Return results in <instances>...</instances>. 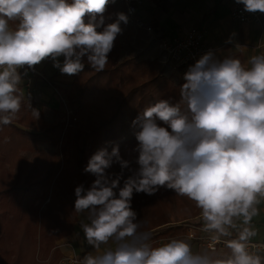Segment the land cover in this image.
Segmentation results:
<instances>
[{"label":"clouds","instance_id":"1","mask_svg":"<svg viewBox=\"0 0 264 264\" xmlns=\"http://www.w3.org/2000/svg\"><path fill=\"white\" fill-rule=\"evenodd\" d=\"M115 0H0V127L21 111L25 77L45 60L62 74L86 64L101 72L128 16L104 13ZM244 11L264 13V0H236ZM233 33L226 43H232ZM239 46V45H236ZM178 99H159L132 121L137 141L133 161L118 144L98 149L84 172L90 188H75L74 211L94 250L79 264H264L253 226L264 202V53L246 61L214 50L188 66ZM37 119L39 112L31 107ZM114 164L120 173L108 170ZM132 174L120 182L124 170ZM174 190L200 210L202 231L230 250L227 259L194 252L190 240L174 237L153 246L132 208L134 193ZM118 190V192H117ZM112 244L103 251L102 246ZM214 250V249H213Z\"/></svg>","mask_w":264,"mask_h":264},{"label":"trees","instance_id":"2","mask_svg":"<svg viewBox=\"0 0 264 264\" xmlns=\"http://www.w3.org/2000/svg\"><path fill=\"white\" fill-rule=\"evenodd\" d=\"M116 10L115 2L107 6L105 24L115 21ZM165 72L159 59L123 57L117 36L103 71L86 64L83 72L71 75L70 87H58L78 118L74 127L65 128L59 111L53 121L46 120L37 103L24 93L17 118L0 127V264L60 262L64 256L59 242L73 234L78 222L70 196L77 186L88 189L95 180L84 172L89 158L102 147L110 151L112 144H118L121 156L138 167L133 152L137 129L132 121L159 99L179 98L180 86ZM29 102L38 110V119ZM153 197L165 212L141 224V230L151 232L153 239L184 235L183 226L155 232L170 223V217H191L186 220L202 224L195 219L200 210L174 190L162 187ZM194 252L207 253L214 260L230 256L227 247Z\"/></svg>","mask_w":264,"mask_h":264},{"label":"crops","instance_id":"3","mask_svg":"<svg viewBox=\"0 0 264 264\" xmlns=\"http://www.w3.org/2000/svg\"><path fill=\"white\" fill-rule=\"evenodd\" d=\"M235 4L236 0H144V6L139 9V14L163 37H174L196 28L205 32V42L215 49L218 56L231 55L246 61L252 55L264 53V16L260 25L242 24L232 17ZM233 33H235L232 37L233 42L226 43ZM34 70L40 72L42 76L34 75L29 70L24 78L23 91L26 97L37 103L46 120L51 122L61 107V93L58 87H70L74 78L62 74L53 67L50 60L36 65ZM29 77L34 79L30 89L26 86ZM256 217L260 220L255 227L264 228V202L259 205V214ZM73 235L74 233L63 240L65 242L62 244L72 239ZM61 251L65 256L62 246Z\"/></svg>","mask_w":264,"mask_h":264},{"label":"built area","instance_id":"4","mask_svg":"<svg viewBox=\"0 0 264 264\" xmlns=\"http://www.w3.org/2000/svg\"><path fill=\"white\" fill-rule=\"evenodd\" d=\"M122 6L125 9V13L128 16V24L134 27L137 30H143L148 35V43L151 46H154L159 51L161 56L160 62L166 66H174L178 69L181 78L183 77L184 72L187 70L188 66L194 64L199 57L206 53L208 50H214L209 44L204 40L205 32L202 30L192 28L186 33L177 35L174 37H163L160 33H157L154 27L146 23L139 14V9L144 6V0H119ZM264 13L255 12L250 13L244 11V6L236 2L232 9V17L242 23V24H262ZM34 75L42 76L40 72L34 69H30ZM34 79L29 77L27 79V88H30ZM183 81V79H182ZM184 82V81H183ZM67 106V104H66ZM68 121L71 117L72 112L67 111ZM75 120V119H74ZM200 219V215L197 217ZM179 223H176L178 225ZM186 229V233L182 238H187L189 232L192 233V239L190 242H196L198 245L205 251H220L223 250L226 246L222 243H215L211 239L212 233L202 231V224L195 222H188L180 224ZM169 239H158L154 240L153 237L149 241L150 244L158 243L162 244L167 242ZM253 243L261 246L259 248L260 254L264 256V241L253 240ZM214 249V250H213ZM80 257H67L58 264H79Z\"/></svg>","mask_w":264,"mask_h":264},{"label":"rangeland","instance_id":"5","mask_svg":"<svg viewBox=\"0 0 264 264\" xmlns=\"http://www.w3.org/2000/svg\"><path fill=\"white\" fill-rule=\"evenodd\" d=\"M115 5L117 8V10H116L117 13H119V12L125 13V9L119 0H115ZM121 26H122L123 31H122V34H120L118 36V41H119V45H120L123 57L124 56H126V57H137L138 59H159V61H160L161 56L159 54V51L157 50L156 47L149 45L148 35L145 33V31L137 30L132 26L130 27L128 23L126 25L122 23ZM151 48H153L152 50H154V49H156V50L152 51V50H150ZM150 51H152V52H150ZM165 71H166L165 74L167 75V77H170L172 79L174 85H177V86L182 85L183 81H182L181 75H180L177 68H175L174 66H166ZM31 86H30V88H31ZM30 88H28V89H30ZM60 96H61V101H60L61 107H60L59 112H60V115L62 117L63 122L65 123V128L74 127L76 125V123L78 122V118H77V116H75L72 109L68 105L66 106L67 100L65 99L64 95L61 93ZM67 111L72 112L70 120H69V124H67V121H68V115L66 113ZM131 167L133 169H135L133 163H132ZM108 171L110 173H120L121 169H120L119 165L114 164L113 167ZM131 174H132L131 171H129L127 169L124 170L123 177H122L121 182H120V187H123L124 180L127 179ZM117 192H118V190H117ZM70 197H71V201L74 205V202L76 199L75 192ZM47 202H48V200H47ZM44 205H46V204H44ZM132 208L137 213V221L138 222L140 221L142 225L146 224V219H148L149 217H154V216L157 217L160 215H165V212L162 210V208L159 205V202L156 200V198H154L153 195L149 196V195L144 194V193H134L133 198H132ZM199 215H200V212L196 216V218H195L196 220H197V217ZM62 216L63 215L61 214V218L63 219ZM189 218H191V217H189ZM189 218H185V219H182V218L178 219L177 218L176 219L174 217L173 218L170 217V219H168L170 223L165 224V225L161 226L160 228H157V230L155 232H158L163 227L181 226L180 224H183L185 222L188 223L189 220H186V219H189ZM259 220L260 219L257 217H255L253 220V226H254L255 230L257 231V236L253 239H258L261 241V240H264V228L259 229V228L255 227L258 225L257 222ZM82 221H85V214L78 213V222L76 224H74V230H73L74 235H73L72 239L67 241L65 244H62L63 242H65L63 240H61L59 242L60 250H61V246H62L63 251H65V253H66V255L62 259L67 258V257H72V255L75 257L82 258L84 255L94 251L91 248V246H89L87 244V242L84 238L83 231L80 227V224ZM198 221H200V219ZM176 223H179V224L176 225ZM258 237H260V238H258ZM190 243L192 245L193 251L203 250L198 245V243H192V242H190ZM112 246L113 245L111 243L109 245H104V246H102L100 251H103L106 248L112 247Z\"/></svg>","mask_w":264,"mask_h":264}]
</instances>
